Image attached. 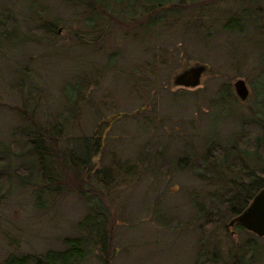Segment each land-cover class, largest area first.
<instances>
[{"label": "rangeland", "instance_id": "obj_1", "mask_svg": "<svg viewBox=\"0 0 264 264\" xmlns=\"http://www.w3.org/2000/svg\"><path fill=\"white\" fill-rule=\"evenodd\" d=\"M249 2L0 0V18L11 15L23 39L2 29L9 36L0 41V140L9 143L20 124L11 107H20L22 96L36 103V121L50 127L63 95L74 97L75 88L73 117L57 133L47 130L44 143L56 136L52 148L61 150L69 138L98 135L101 151L89 174L112 156L136 169L129 175L123 167L104 189L89 180L80 194L67 179V190L46 194L41 207L34 204L33 175L21 185L12 181L0 194V263L10 254L62 249L92 201L105 210L109 242L89 246L74 264L193 263L202 223L194 200L207 203L215 186L188 165L175 167L174 159L188 149L193 163L205 140L229 138L241 118L264 115V0L256 1L254 24ZM240 12L243 30L223 28ZM49 23L52 32L44 28ZM195 63L205 65L196 86L172 84L174 74ZM24 67V83L16 84ZM237 78L247 88L243 100L234 94ZM11 161L9 170L19 163ZM228 219L214 232L219 258L209 264H264V236L227 227ZM246 239L258 253H242Z\"/></svg>", "mask_w": 264, "mask_h": 264}, {"label": "trees", "instance_id": "obj_2", "mask_svg": "<svg viewBox=\"0 0 264 264\" xmlns=\"http://www.w3.org/2000/svg\"><path fill=\"white\" fill-rule=\"evenodd\" d=\"M144 1L146 4L160 5L167 0ZM256 1L250 0L248 3L253 4L249 17L253 24L255 14L259 16L261 10V6L257 5ZM243 8L246 10V7ZM243 18L244 15L240 12L239 15L227 18L222 26L228 30H243ZM230 21L233 23L229 26ZM154 23L155 20L153 23L151 20V24ZM42 24L40 26L43 27ZM6 28L13 29L9 31H12L21 41L23 40L22 36L17 34L15 20L9 15L6 18H0L1 42L8 39L9 35H6L2 30ZM44 28L47 32L53 31L50 23ZM26 72L25 67L20 68L16 84L24 83ZM73 89L74 97L72 94L63 93V109L56 115V122L49 123L50 127L36 121L33 109L36 107V103L31 101L32 98L28 94L22 96L23 101L20 107H11L20 124L11 131L9 143L0 140V194L12 181L21 185L27 182L30 175H33L36 179L32 184L34 204L41 207L44 206L46 194L57 195L67 190L65 187L67 179L72 180L71 185L80 194L83 184L89 180H92V184L104 189L123 167H126L125 171L129 175L135 174L134 165L121 163L113 156L108 163L101 165V168L93 170L89 174L91 158L101 151L102 143L98 135L69 138L66 140L67 147L63 146L64 148L61 150L52 148L56 142V136L49 134L51 141L49 144L44 143V139L47 138V130L50 133H57L61 129V124L69 117H73L78 94L75 88ZM239 126L237 134L231 135L229 138L205 140L201 154L195 162H189L190 157L194 155L188 149L181 151L177 161L174 159L175 167L188 165L196 177L215 186V189L208 194L207 203L194 200L196 206L194 218H201L202 223L196 226L199 232L198 246L192 264H209L219 258L218 244L213 236L215 230L220 229L223 226V221L237 213L255 190L264 184V115L256 113L255 116L246 115L241 118ZM160 153L161 151L157 153V159L167 166L169 162L167 159L160 158ZM138 155L139 152H137L136 159L140 158L139 162L144 163L142 155L140 157ZM12 158L18 159L19 163L15 168L9 170ZM149 158H152V155ZM135 163H137L136 160ZM105 220V210L99 208L98 201H92L88 203L82 218L75 224L77 234L63 237L62 249L46 250L38 255L10 254L0 264H74L73 261L80 259L89 246L105 248V245L108 244V235L104 227ZM233 227L239 231L244 230L239 224H234ZM254 246L253 242L246 239L242 244V253L245 255H248L250 251L258 253L259 251ZM209 247L210 249H208Z\"/></svg>", "mask_w": 264, "mask_h": 264}, {"label": "water", "instance_id": "obj_3", "mask_svg": "<svg viewBox=\"0 0 264 264\" xmlns=\"http://www.w3.org/2000/svg\"><path fill=\"white\" fill-rule=\"evenodd\" d=\"M205 65L195 63L172 76V84L193 87L199 83V77ZM234 94L243 100L247 95V88L242 79L237 78L232 83ZM239 224L245 231L257 237L264 236V184L251 195L246 204L227 220L226 226Z\"/></svg>", "mask_w": 264, "mask_h": 264}]
</instances>
